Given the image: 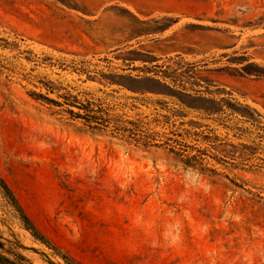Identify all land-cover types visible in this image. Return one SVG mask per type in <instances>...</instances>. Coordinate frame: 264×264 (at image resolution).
Returning a JSON list of instances; mask_svg holds the SVG:
<instances>
[{
  "label": "rangeland",
  "instance_id": "1",
  "mask_svg": "<svg viewBox=\"0 0 264 264\" xmlns=\"http://www.w3.org/2000/svg\"><path fill=\"white\" fill-rule=\"evenodd\" d=\"M0 243L264 264V0H0Z\"/></svg>",
  "mask_w": 264,
  "mask_h": 264
},
{
  "label": "trees",
  "instance_id": "2",
  "mask_svg": "<svg viewBox=\"0 0 264 264\" xmlns=\"http://www.w3.org/2000/svg\"><path fill=\"white\" fill-rule=\"evenodd\" d=\"M153 81L157 82L158 84L160 85H164L161 83V81L159 80H155V79H152ZM166 88H169L166 84L164 85ZM73 115L77 116L78 118H81V119H86V122H87V126L90 130V132L92 133H99L101 132L102 130H106L111 122L110 120H107L103 117H97L95 115L92 114L93 110H87L88 114L86 115V117H84V115H81L79 113H73L72 111H70ZM115 130H121V128L119 126H116ZM127 129H125L126 131ZM4 190H5V193L7 194V196L12 200V202L14 203V205L16 207L17 206V203L14 199V197L12 196L10 190L8 187H4ZM24 223L26 224V229L32 234V236L34 238H36L37 240H39L41 243L49 246V243L46 241V239L36 230L34 229L33 227H30V223L28 221V219L23 216L22 217ZM1 244V243H0ZM0 264H21L19 261L17 260H13L5 255H3L2 253H0Z\"/></svg>",
  "mask_w": 264,
  "mask_h": 264
}]
</instances>
